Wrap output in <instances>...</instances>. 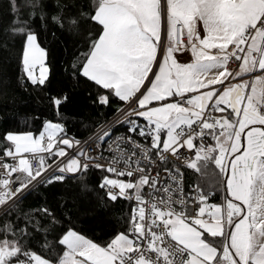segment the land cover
Here are the masks:
<instances>
[{"label":"snow or ice","instance_id":"obj_1","mask_svg":"<svg viewBox=\"0 0 264 264\" xmlns=\"http://www.w3.org/2000/svg\"><path fill=\"white\" fill-rule=\"evenodd\" d=\"M8 15L3 46L20 39L34 86L49 72L34 25L82 36L69 70L114 119L91 150L49 119L0 133V264H264V0H9ZM49 99L59 116L67 95ZM182 167L198 174L187 191ZM91 169L103 204L130 205L108 239L46 201L21 207Z\"/></svg>","mask_w":264,"mask_h":264},{"label":"trees","instance_id":"obj_2","mask_svg":"<svg viewBox=\"0 0 264 264\" xmlns=\"http://www.w3.org/2000/svg\"><path fill=\"white\" fill-rule=\"evenodd\" d=\"M42 2L48 9L54 10L55 0ZM64 2L70 4L72 0ZM87 2L90 4L91 0ZM8 3L9 0H0V133L7 130L38 133L43 121L49 119L64 124L67 134L81 137L113 111L111 108L105 110L97 107L93 103L97 86L86 78L81 77L77 81L69 70L78 50H83L79 49L82 36L62 31L54 25L47 29L39 27L38 23L34 25L38 42L46 49L45 63L49 69L46 85L34 86L20 70V39L17 38L14 44L9 42L7 49L3 46V28L10 20ZM20 3L23 4L24 0H20ZM63 95H67L68 99L60 106V115L57 116L49 98ZM185 175L187 184L193 183L198 176L186 168ZM69 176L63 182L41 186L26 194L21 207L27 209L46 201L58 213L66 209L76 222V227L89 238L94 241L108 239L119 230L121 215L130 212L129 202L121 199L107 205L101 202L96 189L101 178L98 169H91L84 177ZM201 179L208 186L214 180L211 170ZM85 183L87 187H83Z\"/></svg>","mask_w":264,"mask_h":264},{"label":"built area","instance_id":"obj_3","mask_svg":"<svg viewBox=\"0 0 264 264\" xmlns=\"http://www.w3.org/2000/svg\"><path fill=\"white\" fill-rule=\"evenodd\" d=\"M178 32H179V29L177 30ZM114 119V117H113V111L108 115V116H106L103 120H101L102 122H104V125H107L108 123H110V122H112V120ZM104 125H102V126H104ZM100 131V129L99 128H97L96 127V125L90 130V131H88L86 134H84V135H82L81 137H76V138H78V139H80V141H81V144L83 145L84 144V142L85 141H88V150H91L93 147H94V145L92 144V142L89 140V137L92 135V133H94V132H99ZM124 129L123 128H118L117 129V131L116 132H114L113 134H112V137H111V139H115V137L117 136V135H123L124 134ZM69 137H72V135H70V134H67ZM108 146H109V142L108 141H106V142H104V148L107 150L108 149ZM69 151H71V150H69ZM185 151H187V150H185ZM109 153L107 152V151H105V156H107ZM49 162H51V161H49ZM177 163H180L181 165H183V161L181 160V161H177ZM183 172H184V186H185V190L187 191V181H186V175H185V168L184 167H182V169H181ZM69 175H71V174H69ZM109 175H111V174H109ZM160 178H161V180L163 181V182H167V179H166V177H165V173H164V171H163V169H161L160 170Z\"/></svg>","mask_w":264,"mask_h":264},{"label":"rangeland","instance_id":"obj_4","mask_svg":"<svg viewBox=\"0 0 264 264\" xmlns=\"http://www.w3.org/2000/svg\"><path fill=\"white\" fill-rule=\"evenodd\" d=\"M46 64V63H45ZM55 122V121H54Z\"/></svg>","mask_w":264,"mask_h":264}]
</instances>
